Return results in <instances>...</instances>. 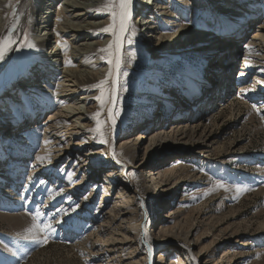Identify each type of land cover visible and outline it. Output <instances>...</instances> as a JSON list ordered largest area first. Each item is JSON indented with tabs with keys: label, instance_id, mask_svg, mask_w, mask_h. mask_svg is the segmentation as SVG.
I'll return each instance as SVG.
<instances>
[{
	"label": "rangeland",
	"instance_id": "obj_1",
	"mask_svg": "<svg viewBox=\"0 0 264 264\" xmlns=\"http://www.w3.org/2000/svg\"><path fill=\"white\" fill-rule=\"evenodd\" d=\"M33 1L35 0H30V3ZM164 1L169 2V0ZM260 2L251 12L243 13L240 7L236 10L238 13L223 16L221 20H217L218 16L214 13L213 6H209L208 10L202 8L199 10L196 24L192 22L191 5L184 9V5L178 0H172V6L164 3V8L156 14H151L150 17L159 32L160 30L165 34L174 32L175 18L172 17L179 11L183 19L185 18L184 24L188 28L212 33L203 42L192 37L183 38L181 49L170 47L171 49L168 48L159 55L153 53V49H149L151 43L144 40L139 25H135L137 13L132 15L135 26V33L132 36L134 43H127L131 51L128 57L127 55L124 57L123 71L128 75L121 77V83L126 86L127 91L120 90L116 109L120 114L116 117L114 129L111 127L107 113L108 105L102 108L100 102L95 99L100 95V89L92 87L104 80L109 70L105 71L100 79L86 82L78 92V97L94 92L95 96L92 100H95L96 105L90 113L91 125L88 130L97 149L102 151L110 143L109 154L103 150L91 159L92 167L97 169V173L90 177H95L97 186L93 198L86 204L83 201L90 191L87 188L92 186V182H87V185L86 179L83 182L86 183L85 185L77 184L78 189H74L72 184L82 179L81 174L75 172L77 155L73 161L69 158L72 152L67 151L62 155L64 156L62 159L60 157H57L58 160L53 159L54 154L58 153L56 146L48 152L49 150H46L41 143L44 142V129L49 125L46 118L49 114L55 113L59 106L55 99L57 87L53 86L57 76L53 77L52 73L49 77L48 72L47 82L49 79L50 81L47 92L37 89L38 92L24 93L18 96L19 99L14 103H8V106L0 108V120L4 119L8 126V131L0 130L2 136L0 138V264H115L110 262L112 252L107 251L103 245L111 229L107 230L102 225L105 217L103 213L111 208L115 198L110 195L108 201L102 203L104 185L103 179L99 178L102 170L111 168L114 164L124 167L125 181L131 185L135 196L128 207L132 206L130 208L135 210L138 215L135 222L140 224L133 230L136 238L132 242L138 247L136 255L139 258L147 257L145 264H171L169 256H174L176 253L188 259L190 264H198L193 259L195 258L193 253L185 246L186 241L183 237L173 234L171 240H156L157 231L162 225L174 232L192 230L190 234L191 238L193 236L192 239L200 237L195 250H200L202 246H205V249L209 248L208 256L204 257L209 263L264 264V62L260 61L256 46L248 44L244 48H238L247 56L240 57L233 70L235 75L232 76L237 78L239 84L244 85L245 90L235 95L228 103L217 107L214 112L204 116L199 121L196 133L192 135L195 140L205 139L210 150L201 152L197 149L193 150L189 144H172L170 141H165L158 155H150L153 156L150 159L156 163V166H160L163 170L173 169L167 175L172 192L167 199L165 198L164 207L160 203L163 196L153 188L144 186L148 168L140 170L135 166L140 157L134 159L132 152L119 151L113 147L115 138L123 134L128 138L133 137L142 131L140 125L147 121L148 116L153 117L156 113L165 120L169 113L168 110L161 108L165 99L167 101L169 99L172 104H180V107L187 99L191 101L190 106L186 110H179L177 115L192 112L201 114L199 112L202 110V102H194L197 96L195 97L191 90L192 87H203L202 79L207 75L209 59L213 58L214 53H219V49L216 52L209 50V44L213 37H225L234 33L236 35L239 32H245V39H248L257 29L255 26L249 28L250 23L258 20L259 16L264 17V0ZM166 6L168 9L165 8ZM18 7L19 3H16L12 13H16ZM29 10L20 47L10 52L0 64V100L5 98L6 92L10 91L13 83L25 78L31 66L41 63L36 61L37 52L43 48L47 49L48 46L45 47V43H35L33 40L35 30L31 26L33 19L30 17L34 18V16L31 8ZM101 12V15L109 17L106 12ZM14 13L10 17L9 25L15 18ZM55 16V13L52 14L50 21L55 19ZM215 20L217 21L212 25ZM219 23L221 24L218 25ZM91 34L107 35L108 33L96 30ZM26 42L34 43L35 47L23 46ZM66 45L63 48L65 55L72 51L71 44ZM107 46H101L99 49ZM99 49L97 48L96 51L97 56L101 58L108 55L106 52L101 53ZM64 57L60 63L69 69L79 66L76 59L71 56ZM127 59L129 62L126 61ZM242 62L246 63L245 68L243 67L245 70L239 71ZM60 63H57L56 67H50L51 72H54L53 69L56 70ZM103 64L110 66L106 60L101 59V65ZM202 64L204 69L201 70L205 72L199 76H202V79L198 82L199 79L196 78ZM47 68L49 69L48 66ZM46 73L47 71L44 75ZM57 73L59 76L62 75L60 71ZM258 73L262 78L257 76ZM41 80L43 79L38 82ZM255 81L260 83L262 88L254 87ZM183 85H187L184 90L181 89ZM110 86L109 78V83L105 87L107 89ZM27 89L26 91H29ZM169 89L178 91V96L169 95L167 93ZM180 91H186L188 96L186 98L181 96ZM162 109L163 113H160ZM257 109L260 111L258 112ZM97 112H100L98 117L94 115ZM31 114L34 117H31ZM39 121H43V124H38ZM97 121L101 122L102 130L105 132L103 136L92 131L97 128ZM19 132L22 137L14 139ZM104 140H107V143L102 142ZM167 153L171 154L167 155ZM37 156L46 159L41 162L37 160ZM85 169L89 174V167L85 166ZM69 174H72L71 178ZM218 184H223L224 187H218ZM37 213L41 215L37 216ZM129 221L132 222L131 219ZM77 222H79L78 229L75 227ZM36 223L51 224L53 230L39 231L34 228ZM31 235H38L39 239L25 238ZM96 239L99 240L98 243L92 245ZM162 254H164V262L160 260ZM185 261L187 263V260Z\"/></svg>",
	"mask_w": 264,
	"mask_h": 264
},
{
	"label": "bare ground",
	"instance_id": "obj_2",
	"mask_svg": "<svg viewBox=\"0 0 264 264\" xmlns=\"http://www.w3.org/2000/svg\"><path fill=\"white\" fill-rule=\"evenodd\" d=\"M178 1L182 5H184V9H186L189 5L192 6V22L195 24L198 22L197 16L199 10L202 8L207 9L209 8V6L214 7V13H216V15L218 16L217 20H221L223 16L226 17L235 14L237 12L236 10L240 7L242 8L243 13L251 12L254 9L253 0ZM205 1L207 2L205 3ZM243 1H245L244 4H242ZM255 1L258 4L261 3V0ZM102 2L103 0H35L33 1V3H30V0H19V2H17V0H0V38H6L8 36L7 30L12 29V26L16 25L13 29V35L11 37L16 41V43L12 44L10 48L5 51V57L10 52L14 51L17 47H20V43L22 42L21 35L24 30L25 20L28 17V10L30 8L34 16V18L30 17L31 19H33L31 20V26L33 30H35V34H33V40L35 41V43H45V47L48 45L47 49L43 48L37 52L38 54L36 61L41 63H36V65H33V67L31 66L27 71V77L25 76L24 79H21L11 85L10 91L8 90L6 92L7 94L5 95V98L0 100L2 103L0 105V108L8 106V103H14L15 100L19 99L17 97L24 93L33 91L38 92V90L41 92H47L50 81L49 79V81L47 82L48 72L49 77L52 73L53 77L54 75L57 76L55 77L56 83H53L54 85H51H53L54 87L56 85L57 87V93L55 92V90L54 92L56 94L55 99L57 100L59 106L57 105L58 109H56L57 111L55 113L49 114V116L46 118L48 119L49 125H45L46 127L43 132L44 142L41 143L44 144V148L46 150H49L48 152H51L52 148L56 146L55 148H57L58 153L56 152L57 154H54L53 159H57V157H60L62 159L64 157H62V155L67 151L72 152V154L69 155V158L73 159V161L74 159H76L77 155V168L75 172L77 171L78 173H80L82 179L80 180V182L72 183L74 185V189H78L77 184L82 185V183L85 182L86 179V183L89 181L90 183L92 182L91 187H86L90 191L87 192L88 195L83 201L85 204L93 198V194L96 191L97 186L95 177H90L97 173V169L94 166L92 167L91 159L94 157V155H98L100 152H103V150L108 154L110 153V143H108L106 147L102 149V151H100L101 149L98 150L95 142L93 141L92 135L88 130L89 126L91 125L90 113L92 110H94V107L96 105L95 100H92L95 96L93 94L94 92L87 95L82 94L78 97V92H80L79 90L86 82H90L91 80H95L99 77L101 78L103 73L110 68V66L107 67L104 64L101 65V58L100 56H97L96 51L97 48L99 49V47L101 46H107L109 42L113 40V36L110 33H108L107 35L91 34L110 23V17L101 15V11H94V9L99 7ZM16 3H19L18 11L15 13L13 22L11 23V25H9L10 17H12V14L14 13H12V9L14 8ZM164 3L171 5L172 0H169V2H166L164 0H133L132 12L133 14L137 13L135 18V25H139L141 29V36L144 38V40L151 43L149 44V49H153V53L159 55L164 51H167L168 48L174 46V49H181L182 39L186 37H192L197 39L198 41L203 42L205 39L211 36L212 32L210 31H198L195 28H188L184 24L185 18L183 19V15L181 16L179 11L174 14V17H172L175 18L173 21V25L175 26L174 32L171 34L162 33L161 30L159 32L157 26H155V24H152L150 17L151 14H156V12H159V10L161 11L164 8ZM249 6L251 8L250 10L248 9ZM167 7L168 6H166L165 8ZM54 13L56 14L55 19L53 18L50 21V17ZM259 15H261V13ZM259 17H257L258 20H256L254 23H250L249 28L255 26L257 29L252 33L251 36H249L248 39H246V42L247 45L252 44L253 46L257 47V50L259 52V59L260 61L264 62V17L263 15ZM217 20L213 21L212 25ZM220 24L221 23H219L218 25ZM245 30L247 29L245 28ZM239 33L236 35L234 33V35L225 37L223 36L219 38L213 37L211 43L208 46L209 50L211 51L215 50L216 52V50L219 49V53H214L213 58L211 60L209 59V65L206 69L207 75H204L203 79L202 76L199 77L202 72H205L203 70H200L198 78H196V80L199 79L198 82H201L202 79L204 83L203 87L196 86L195 88L192 87L191 90L193 95L195 97L197 96L196 98L198 99L196 101L195 98L194 102H202V110L201 112H199L201 114H195L194 112H192L190 114L182 113V115H177V112H179V110H186L190 106L189 103L191 101L189 102V100L187 99L186 101L182 102L183 106L180 107V104L175 105L170 103L169 99L168 101L167 99H165L166 101L161 107L169 111L165 120H162L160 117H158L159 115L155 113L153 117L148 116L147 121L141 123L140 129L142 131H139V133H137L135 136L128 138L127 136H125V134H123L120 137L115 138V145L113 147H115L116 150L119 149V151L121 150L132 152V156L134 159L136 157H140L137 165L135 166L140 170L148 168V174L144 179V186L150 189L153 188L154 191L159 192L163 196L160 202L163 205L162 207H164L166 204L165 198L167 199V197L172 192V186H170V182L168 183L169 176L167 175L170 174L173 169L163 170L160 166H156V163L150 159L153 156L150 155H158L164 147L165 141H170L172 144H189L193 150L197 149L201 152L208 151V149L210 150V146L207 145V142L204 141L205 139L203 141L201 140V142L192 138V135L196 133V130L199 127V121L204 118V116L214 112L217 107L219 108L224 103H228L233 97H235V95H238L245 90L244 85L242 83L239 84L237 78H234V76H232L235 73L233 70L236 63L241 59L240 57L247 56L244 54V52H241L240 49L238 50V48L241 47L240 43L242 42L239 40L238 36L243 35V39L245 37V32L240 34ZM67 43L71 44L72 51L69 54L65 55L63 53V48ZM247 45H242V48ZM130 51L131 47H128L127 42H125L122 48L123 60L126 55L128 57ZM64 56H71L72 58L76 59L79 63V66L69 69L63 63H60V60L65 58ZM3 60H0V64ZM128 60L129 59H127L126 61L129 62ZM57 63H60L61 65H58L59 67H57L56 70L53 69L54 72H51L52 68L50 67H56ZM241 65L242 68H239V71L245 70L244 68L246 66V63L242 62ZM47 66L49 67V69L47 68ZM46 71L47 73L44 75ZM57 71H60L62 75L59 76V73H57ZM257 76L262 78L260 73H258ZM40 79L43 80L38 82V80ZM194 83H196V81H194ZM35 84L37 85L35 86ZM253 85L258 89L261 87L260 83H258L257 81H255ZM26 88H28L29 91H26ZM167 93L169 95H173L174 97H176V95L178 94V92H175L172 89H169ZM190 95L191 94H189V96ZM187 96H185V98ZM181 98L183 99V97ZM11 105L14 106L13 104ZM110 106L111 105L107 106V113L108 107ZM117 106L118 105H116L114 112L117 109ZM163 109L160 113H163ZM31 117L34 116L31 114ZM34 121L36 122V120H31V122ZM43 121H39L38 124H41ZM7 129L8 126L4 122V119H1L0 130L3 132L8 131ZM21 135L22 134L19 132V134H16L14 136V139L22 137ZM11 139L13 140V138ZM168 154L171 153H167V155ZM155 159H157V157ZM85 166L89 167V174L87 173ZM101 172L102 175L99 178H101V180L103 179L104 185L102 203L104 204L106 201H108L107 198H110V195H113V197L115 198L114 204L111 206V208H109L106 212L104 211L105 213L103 214H105V217L103 218L102 223V225L106 227L105 229H111V231L109 230L107 238L103 244L107 248V251L112 252L110 255V257H112L110 259V262H113L115 264H145V260L147 259V257L143 256L139 258L136 255V249L138 247L134 246L135 244L134 242H132L136 238L133 230L140 223L138 222L136 224V216L138 215L136 214L134 209L130 208L132 206L128 207L129 205H131L130 203L134 200L133 198L135 196L132 193L131 185H128L125 181V169L124 167H119L114 164L113 167L104 169ZM86 183H83V185H85ZM119 219H121V222H119ZM130 219L132 220V222L129 221ZM78 226L79 222H77L75 227H77L78 229ZM191 232L192 230H187L186 232H174L173 230L171 231L170 228L162 225L157 231L156 240H171L173 234L174 236L176 235L178 237H183L186 241L185 246L191 253H193L195 257L194 259L198 264H212L204 260V257L208 256L209 248L205 249L206 247L202 246L200 250H195L200 237L198 239H192L193 236L192 238L190 237ZM91 236L93 235L91 234ZM98 241L96 239V241H94V244L92 245H95L96 243H98ZM163 255L164 254L160 256L161 262H164ZM169 258L171 264L189 263L188 259H184L180 257V255L178 256L177 253L174 256H169ZM107 259L103 260L107 261ZM185 260H187V263Z\"/></svg>",
	"mask_w": 264,
	"mask_h": 264
},
{
	"label": "snow or ice",
	"instance_id": "obj_3",
	"mask_svg": "<svg viewBox=\"0 0 264 264\" xmlns=\"http://www.w3.org/2000/svg\"><path fill=\"white\" fill-rule=\"evenodd\" d=\"M19 2V0H17ZM133 9V0H103L102 4L94 9V11H103L108 14L110 17V23L99 29V31L104 33H110L113 36V40L109 42L106 48H101L99 51L101 53H108L107 56H101L102 60H106L110 65L109 71L106 74L104 80L99 81L97 84L92 85L93 88L100 89V95L95 97L97 101L100 102L102 108L105 105H111L108 107L109 119L111 120V127L114 129L116 123V117L119 116V110L114 112L117 102L119 100V91H127V88L124 84L121 83V77H126L128 73L123 71L124 60L122 56V48L125 42L128 44L134 43L132 36L135 33V26L132 22V12ZM15 14V13H14ZM16 25L12 26V29H8V36L6 38H0V60H3L5 57V51L10 48L12 44H15L16 41L11 37L13 35V29ZM23 46L32 48L35 47L34 43H25ZM67 45L65 44V47ZM243 75V73H241ZM109 78H111V86L106 89V85L109 83ZM259 112L260 110L257 109ZM96 117L100 115V112L94 114ZM98 132L101 136L105 135V132L102 130L101 122L97 121V128L92 130ZM107 143V140L102 141ZM46 158L37 156V160L44 162ZM48 162L51 163V160L48 159ZM72 174H69L71 178ZM43 183V182H42ZM218 187H224L223 184H218ZM214 190V189H213ZM239 190V189H238ZM208 193H205L207 195ZM79 207V206H77ZM41 213H37V216ZM34 228L39 231H52L51 224H34ZM31 231V230H30ZM26 239L38 240V235L26 236ZM46 242V237L44 238ZM194 259V258H193Z\"/></svg>",
	"mask_w": 264,
	"mask_h": 264
}]
</instances>
